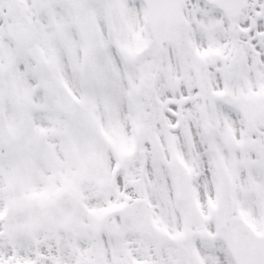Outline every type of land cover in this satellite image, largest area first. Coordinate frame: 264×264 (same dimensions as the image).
Returning a JSON list of instances; mask_svg holds the SVG:
<instances>
[{"label": "snow or ice", "instance_id": "snow-or-ice-1", "mask_svg": "<svg viewBox=\"0 0 264 264\" xmlns=\"http://www.w3.org/2000/svg\"><path fill=\"white\" fill-rule=\"evenodd\" d=\"M0 264H264V0H0Z\"/></svg>", "mask_w": 264, "mask_h": 264}]
</instances>
